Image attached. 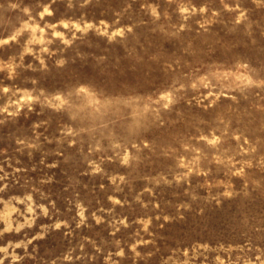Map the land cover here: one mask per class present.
Returning <instances> with one entry per match:
<instances>
[{
    "label": "rangeland",
    "instance_id": "1",
    "mask_svg": "<svg viewBox=\"0 0 264 264\" xmlns=\"http://www.w3.org/2000/svg\"><path fill=\"white\" fill-rule=\"evenodd\" d=\"M0 264H264V0H0Z\"/></svg>",
    "mask_w": 264,
    "mask_h": 264
}]
</instances>
